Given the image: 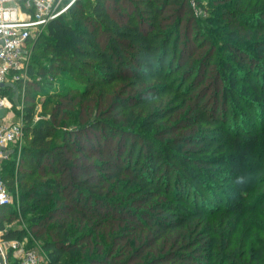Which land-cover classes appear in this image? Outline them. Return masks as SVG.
I'll use <instances>...</instances> for the list:
<instances>
[{"label": "trees", "instance_id": "trees-1", "mask_svg": "<svg viewBox=\"0 0 264 264\" xmlns=\"http://www.w3.org/2000/svg\"><path fill=\"white\" fill-rule=\"evenodd\" d=\"M134 1L130 9L129 0H95L86 15L77 0L68 13L80 30L61 17L46 27L38 55H32L38 39L31 44L38 89L61 82L60 72L81 85L68 83L72 97L53 88L43 93L46 104L53 103L50 122L32 124L33 109L24 115L28 173L12 178L2 171V178L8 190L18 188L25 204L20 211L33 215L32 225L43 231L34 238L49 264H264V160L250 159L264 144V0H234V11L221 13L227 41L220 46L230 62L214 66L224 81L213 93L215 111H223L217 122L200 103L208 74L200 69L213 61L211 53L200 56L211 41L195 28L182 37L177 23L164 25L177 13L191 18L187 1ZM111 12L119 13L113 18ZM238 75L245 86H237ZM116 87L101 93L93 113L84 109L90 95L83 88L98 96ZM144 88L157 95H140ZM165 118L179 119V127L155 145L144 135L157 132ZM202 126H217L220 139ZM91 130L98 141L72 143L71 135ZM23 236L11 231L1 238L20 242Z\"/></svg>", "mask_w": 264, "mask_h": 264}, {"label": "rangeland", "instance_id": "rangeland-1", "mask_svg": "<svg viewBox=\"0 0 264 264\" xmlns=\"http://www.w3.org/2000/svg\"><path fill=\"white\" fill-rule=\"evenodd\" d=\"M82 4H84L86 6V12L85 14L88 15L90 13L91 10V6L93 5V3L95 2V0H81ZM188 7H189V11L191 13V18L189 19L186 15H182L181 13H177V16H174V18L171 17H167L166 22H164V25L169 24V27H172L174 25H178V28L176 29V33L177 35L180 34L182 37H187V35H189L191 32L194 31V28L196 29L197 32H199L202 36L205 37V39L209 38V40L211 41V45L205 47L201 54L202 56H200V58L204 57V59L208 56L209 53H211V56H213V61L212 64L209 65L208 67H204L201 70V74L204 73H208L207 77H205L204 80V89L206 92L205 97L203 98L202 102H200L202 105H204V110H205V114L208 116L209 120L212 122H217V121H222L221 119V114L223 113V111L221 110V106L218 107V109L215 111L216 109V104H214L213 102V93L217 91L219 86L223 85V80H219V74H214V66H216L218 63H228L230 62L228 54H227V50L223 47L220 46V41L221 40H226V26L224 24V20H223V15L221 13H225L223 12L224 10H227L226 12H229L231 10H233L235 7V2L234 0H186ZM243 4L248 5V1L246 0H242ZM129 4V8L131 9L133 6H135V1L134 0H129L128 2ZM254 3H251V7L248 8L247 10L244 11V13H247V11H252L251 8L254 7L253 5ZM253 5V6H252ZM183 7L179 8V12L183 11ZM234 11V10H233ZM119 13V12H118ZM118 13H113L111 12V15L113 16V18L117 17ZM63 21L70 27H73L74 29H78L80 30L81 27H79L75 20L72 18V16L70 15V13H67L66 15L63 16ZM262 20L258 21L261 22ZM148 27V26H146ZM167 27V26H166ZM174 30V28H172ZM251 29V28H250ZM166 32L168 33L170 30H168L167 28L165 29ZM252 30H250L251 32ZM244 33V32H242ZM239 36H242V34L240 33ZM260 37H264V34H262V36ZM239 40H242L240 38H238ZM45 40V33H41L39 35L38 41L36 42L37 46V50L32 52V55H38L41 51V47H43V41ZM109 42V39L102 35L101 36V43L103 45H106ZM242 41L238 42L236 44V46L238 47V49H242ZM230 45L228 47H232L233 44L229 43ZM32 51V50H31ZM192 52H188L186 53V57L185 59L192 55ZM197 55H195V58H197ZM193 57V56H192ZM199 58V57H198ZM197 58V59H198ZM191 60L189 62V64L192 63H196L195 60ZM236 59H239V61L243 60L245 61V63H248V59L246 58V56H242L240 54H236ZM27 64H28V68L24 67V69L18 73L16 77L21 78L22 80L25 79V83L21 82L19 84H15L14 85V89L13 92L9 94V97L13 100L12 102V110L14 112V114H17L18 117H21V115L28 114L30 109H33V112L31 114V121L32 124L37 125L39 124L41 121H45V122H50V115H51V111H52V106L53 103H51V105H47L46 103V98L45 95L43 93H48L51 88H53V91H58L60 93H67L69 94V97L74 96L75 94L70 93L67 89L69 87L68 83L69 82H73L75 85H81L80 82H76L78 80L75 81L74 76H72V78H70V76H68V74L66 72H60L59 76L64 77L61 78V82H53L54 86H51V88H43V89H38L37 85H35L34 83L37 82V77H35V72L32 69L31 65H33V59L32 57H30V59H27ZM34 66V65H33ZM213 67V68H212ZM205 69H207L205 71ZM199 70V71H200ZM258 72H256L257 74ZM254 73V75H256ZM66 80V81H65ZM202 78L200 77L201 81ZM68 81V82H67ZM242 78H239V75L236 76V83L237 86H245V83H242ZM30 82V88L28 90L27 84ZM34 82V83H33ZM65 83V84H64ZM65 85V86H63ZM65 87V88H63ZM153 87V85H152ZM120 88H115L114 90H110L107 92H104L103 90H99V94L97 96L96 93H92L90 92L87 88H83L84 91H86L87 95H90V97L88 98L89 101L88 103L85 102L84 104V109L87 110V112L89 111V113H93L94 112V103L97 105L101 102V93L103 95H109L112 92L111 91H119ZM28 90V92L26 93V91ZM157 91H152V89H148V88H144L140 90V95H144V96H148V97H152L157 95ZM128 93H132L131 90H127ZM136 92V91H135ZM98 93V92H97ZM95 94V95H94ZM135 94V93H134ZM92 99V100H91ZM108 101V100H107ZM174 107V106H172ZM231 107V105L228 106V108ZM238 109L237 107L234 106L233 110ZM78 113L79 110L80 112L82 111L81 107L80 109H77ZM75 111V110H74ZM73 111V112H74ZM241 111H238V113H240ZM165 113V111H164ZM74 114H76L74 112ZM94 115V114H92ZM237 115V114H236ZM80 116V114H79ZM165 114L160 117H164ZM92 118H94V116H92ZM168 119L169 118H165L159 121V129L157 130V132L151 133V134H147L144 135V137L148 138L151 142L155 143V145H160L162 143H164L166 140L172 138L173 136L168 135V131L172 130L175 131L177 129V127H179V119L177 122L175 123H168ZM17 121H19L17 119ZM228 121L230 122L231 119H228ZM22 122V126L24 127V120L22 118L21 120ZM158 124V122H157ZM216 125V124H215ZM219 126V123H218ZM202 128L204 130H212L214 129V134L213 137L217 140L220 139V137L218 136L217 132L219 128H217V126L215 127H207V126H202ZM69 129H74L75 127H70ZM200 129V128H199ZM217 130V131H215ZM133 133H139L136 128L135 130H132ZM179 132H176L173 135H177ZM185 133V131H184ZM191 132H186V135L190 134ZM80 134V135H79ZM140 135H142L141 133H139ZM98 132L91 130V131H87L84 133H77V134H73L71 135V141L74 144L75 142L79 141V140H83L86 141L88 139H94V141H98L99 139H96L98 137ZM96 139V140H95ZM29 144V136H27V134H25V131L22 132L20 139L18 140V144L15 146V152L16 155L13 158V162L12 165L8 166L7 168L3 169L2 166V171H6V173L10 176V177H16L17 175H19L20 173H28V171L25 170V165H24V154H23V150L27 148ZM22 150V152L20 151ZM250 159H252L253 161H257L260 163V159L264 160V144L260 143L258 144L252 151L251 155H250ZM97 166L96 167V175H100V172L98 170L97 167H101L99 164H95ZM249 168L251 169V167L249 166ZM113 170H108L107 172L110 174L112 173ZM252 171H256L254 170V167L252 166L251 169V175L252 177L256 178V174L253 173ZM107 175V174H106ZM221 183H220V191L221 193H223V189L221 190ZM255 186V182L249 186V189H252ZM9 193L11 196V202L9 204V208L6 210L5 214L3 216H1V220H0V233H2V235L5 232H11V231H21L24 233L23 239L20 240V245L26 249V250H31L34 251L38 258L41 261V264H49V259H48V254L43 250L42 247V243L37 241L34 237L42 235L43 231L40 230V228L38 227H34L32 225V222L30 219L32 217H34L31 214H27L24 213L22 214V212L20 211L22 205H25L24 203L22 204L19 200V190L18 188H16V186L14 188H12L11 186L9 187ZM215 193V192H214ZM220 193H215V195H219ZM101 214L105 213V212H100ZM34 233H36L37 235L34 236Z\"/></svg>", "mask_w": 264, "mask_h": 264}, {"label": "built area", "instance_id": "built-area-1", "mask_svg": "<svg viewBox=\"0 0 264 264\" xmlns=\"http://www.w3.org/2000/svg\"><path fill=\"white\" fill-rule=\"evenodd\" d=\"M76 0H0V210L11 202L2 178V165L16 155L15 146L23 132L22 118L12 110L9 94L25 79L16 77L31 57V44L49 23L66 15ZM17 119L19 121H17ZM21 151V150H20ZM0 233V264H41L34 251L17 241H4ZM12 259L13 263L9 262Z\"/></svg>", "mask_w": 264, "mask_h": 264}, {"label": "water", "instance_id": "water-1", "mask_svg": "<svg viewBox=\"0 0 264 264\" xmlns=\"http://www.w3.org/2000/svg\"><path fill=\"white\" fill-rule=\"evenodd\" d=\"M77 1V0H76ZM75 1V2H76ZM3 114H4V111L3 110H0V118H2L3 117Z\"/></svg>", "mask_w": 264, "mask_h": 264}, {"label": "crops", "instance_id": "crops-1", "mask_svg": "<svg viewBox=\"0 0 264 264\" xmlns=\"http://www.w3.org/2000/svg\"><path fill=\"white\" fill-rule=\"evenodd\" d=\"M9 262H10V263H13L12 259H9Z\"/></svg>", "mask_w": 264, "mask_h": 264}]
</instances>
